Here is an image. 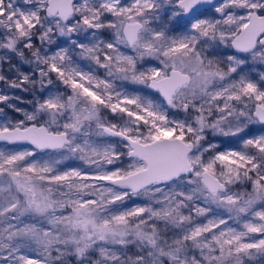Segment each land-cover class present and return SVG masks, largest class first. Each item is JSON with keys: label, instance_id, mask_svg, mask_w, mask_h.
<instances>
[{"label": "snow or ice", "instance_id": "6c2138e0", "mask_svg": "<svg viewBox=\"0 0 264 264\" xmlns=\"http://www.w3.org/2000/svg\"><path fill=\"white\" fill-rule=\"evenodd\" d=\"M0 52V264H264V0H0Z\"/></svg>", "mask_w": 264, "mask_h": 264}, {"label": "rangeland", "instance_id": "374dc122", "mask_svg": "<svg viewBox=\"0 0 264 264\" xmlns=\"http://www.w3.org/2000/svg\"><path fill=\"white\" fill-rule=\"evenodd\" d=\"M105 36L107 37V33L105 34ZM61 40L65 39V38H59ZM234 52V50H232ZM231 54V53H229ZM0 55H3L2 52H0ZM155 63V62H154ZM5 67H7V65H5ZM28 66L26 65L25 68L23 70L27 71ZM260 71H264V69H259ZM99 74L101 76H103V70H99ZM0 87H2V85H0ZM140 86H134L133 88H130L129 90L132 91L135 88H139ZM29 93H20V92H16L15 95L20 96V102L18 104L19 107H23L26 108L27 110H31L29 105H28V101H31L32 98L28 95ZM2 106V105H0ZM5 111L8 112V116L9 119H22L23 116L21 113H14L11 109H5ZM211 139V136L209 137ZM223 146V145H222ZM0 147H8L14 150H20L23 148H29L31 146L29 145H5L4 143H0ZM56 150H48L45 151L48 154H54ZM39 155H41V153H38V157ZM46 158V157H45ZM129 161L127 158H125L124 163L127 164ZM66 164H70L71 166H78L79 162L78 161H68L66 162ZM250 190V189H249ZM145 198L143 197H133L131 201H128L129 206H131L132 201H135L136 203H141ZM231 223V222H230Z\"/></svg>", "mask_w": 264, "mask_h": 264}, {"label": "water", "instance_id": "95a60500", "mask_svg": "<svg viewBox=\"0 0 264 264\" xmlns=\"http://www.w3.org/2000/svg\"><path fill=\"white\" fill-rule=\"evenodd\" d=\"M0 143H3V142H0ZM19 145H28V144L25 142V143H22V144H19ZM29 146H31V145H29ZM44 151H48V150H44Z\"/></svg>", "mask_w": 264, "mask_h": 264}, {"label": "trees", "instance_id": "16d2710c", "mask_svg": "<svg viewBox=\"0 0 264 264\" xmlns=\"http://www.w3.org/2000/svg\"><path fill=\"white\" fill-rule=\"evenodd\" d=\"M28 95L32 98V96L30 94H28Z\"/></svg>", "mask_w": 264, "mask_h": 264}]
</instances>
